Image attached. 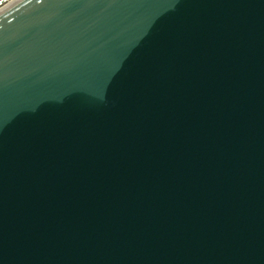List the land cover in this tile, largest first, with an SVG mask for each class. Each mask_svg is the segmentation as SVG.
Instances as JSON below:
<instances>
[{"label":"water","instance_id":"1","mask_svg":"<svg viewBox=\"0 0 264 264\" xmlns=\"http://www.w3.org/2000/svg\"><path fill=\"white\" fill-rule=\"evenodd\" d=\"M0 264H264V0L2 8Z\"/></svg>","mask_w":264,"mask_h":264},{"label":"built area","instance_id":"2","mask_svg":"<svg viewBox=\"0 0 264 264\" xmlns=\"http://www.w3.org/2000/svg\"><path fill=\"white\" fill-rule=\"evenodd\" d=\"M14 0H0V10L7 6L9 3H11Z\"/></svg>","mask_w":264,"mask_h":264}]
</instances>
